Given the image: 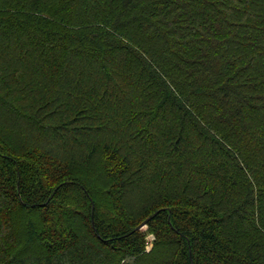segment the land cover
Wrapping results in <instances>:
<instances>
[{
	"label": "trees",
	"instance_id": "obj_1",
	"mask_svg": "<svg viewBox=\"0 0 264 264\" xmlns=\"http://www.w3.org/2000/svg\"><path fill=\"white\" fill-rule=\"evenodd\" d=\"M0 264H264V0H0Z\"/></svg>",
	"mask_w": 264,
	"mask_h": 264
},
{
	"label": "built area",
	"instance_id": "obj_2",
	"mask_svg": "<svg viewBox=\"0 0 264 264\" xmlns=\"http://www.w3.org/2000/svg\"><path fill=\"white\" fill-rule=\"evenodd\" d=\"M146 227L145 226H143V228L142 229H145ZM153 240V237L151 238H148V241H149V243L151 242ZM148 243V249L150 248V244Z\"/></svg>",
	"mask_w": 264,
	"mask_h": 264
},
{
	"label": "rangeland",
	"instance_id": "obj_3",
	"mask_svg": "<svg viewBox=\"0 0 264 264\" xmlns=\"http://www.w3.org/2000/svg\"><path fill=\"white\" fill-rule=\"evenodd\" d=\"M150 237L152 238V236H151V235H148V238H150Z\"/></svg>",
	"mask_w": 264,
	"mask_h": 264
}]
</instances>
